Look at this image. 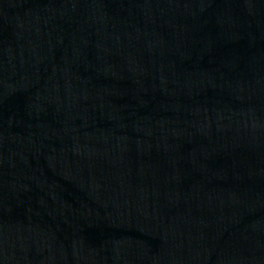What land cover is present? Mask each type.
Masks as SVG:
<instances>
[{
  "label": "water",
  "instance_id": "obj_1",
  "mask_svg": "<svg viewBox=\"0 0 264 264\" xmlns=\"http://www.w3.org/2000/svg\"><path fill=\"white\" fill-rule=\"evenodd\" d=\"M0 264H264V0H0Z\"/></svg>",
  "mask_w": 264,
  "mask_h": 264
}]
</instances>
